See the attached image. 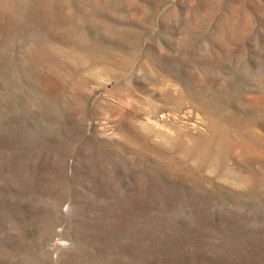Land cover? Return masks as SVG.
<instances>
[{
  "label": "rangeland",
  "instance_id": "374dc122",
  "mask_svg": "<svg viewBox=\"0 0 264 264\" xmlns=\"http://www.w3.org/2000/svg\"><path fill=\"white\" fill-rule=\"evenodd\" d=\"M0 264H264V0H0Z\"/></svg>",
  "mask_w": 264,
  "mask_h": 264
}]
</instances>
